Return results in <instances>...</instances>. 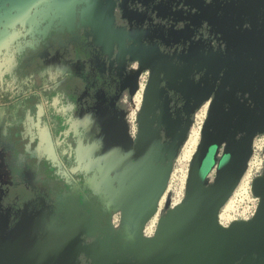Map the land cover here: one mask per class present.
<instances>
[{"label": "flooded vegetation", "instance_id": "obj_1", "mask_svg": "<svg viewBox=\"0 0 264 264\" xmlns=\"http://www.w3.org/2000/svg\"><path fill=\"white\" fill-rule=\"evenodd\" d=\"M113 6L115 0H34L29 16L22 15L14 21L16 10L8 1V23L0 25V144L12 153L13 167L19 173L3 178L4 170L0 168V213L20 209L24 202L36 198L51 206L52 212L58 213L60 209L63 212L64 200L77 195L78 202L73 207L87 215L93 228L81 235L86 243L95 236L115 235L119 230L115 218L120 222V214L113 210L105 191L109 183L113 188L117 186L111 169L106 168L108 175L104 177L107 144L123 137L136 140L144 93L156 80L159 84L154 91L164 86L167 75L163 72L156 78L151 68H145L147 75L140 86L139 62L125 51L138 47L148 52L155 49L137 42L145 11L135 6L121 7V18L128 16L130 21L125 22ZM4 13L0 9V19ZM261 18L263 23L259 27L264 29V16ZM108 22L112 35L123 37L124 49L115 45L106 49L102 45L99 26ZM158 46L157 60L165 55L173 65H179L182 56L205 55L223 44L159 43ZM201 75L197 72L186 77L197 83ZM122 77L129 79L127 91L132 87L134 93L130 96L127 91L121 93L124 132L112 136L108 128L101 131L95 127L99 111L94 91L98 81ZM164 94L172 115L178 109L183 111L184 103L178 95L172 91ZM204 102L208 107L209 101ZM197 103L192 96L187 102V114H182L188 118L189 109ZM148 115L153 118L152 113ZM94 173L100 177V197L93 194L90 186ZM21 189L26 197L19 195ZM85 263L80 254L79 264Z\"/></svg>", "mask_w": 264, "mask_h": 264}, {"label": "water", "instance_id": "obj_2", "mask_svg": "<svg viewBox=\"0 0 264 264\" xmlns=\"http://www.w3.org/2000/svg\"><path fill=\"white\" fill-rule=\"evenodd\" d=\"M8 1L16 10L15 21L16 17L29 16L34 0H0V9L5 12L0 25L8 23ZM110 22L99 26L102 45L124 49L123 37L112 35ZM125 53L138 60L141 70L151 68L156 74L163 68L166 74H180L182 90L198 102L209 101L200 142L188 164L184 196L172 207L171 195L165 200L153 234L145 236L144 226L158 210V200L167 191L172 171L170 160L160 162L165 158L161 152L167 151L170 159L177 151L173 143L162 141L148 115L147 100L159 84L156 80L144 93L136 140L123 137L109 142L105 152L104 170L111 169L117 182L116 188L107 184L105 191L113 210L120 214L119 230L115 235L82 243L84 231L71 221L66 239L70 248L53 264H79L80 254L92 264H264V173L251 181V191L258 197L253 217L235 220L227 227L218 222L219 209L247 167L254 136L264 134V43H225L223 50H209L201 58L206 69L200 71L197 83L187 79L185 71L165 55L159 54L157 60L156 49L129 48ZM184 135L185 131L181 137ZM123 223L135 224L136 232L122 230ZM146 249H152L150 258L144 255ZM141 257L147 261L142 263ZM43 261L35 252L29 264H48Z\"/></svg>", "mask_w": 264, "mask_h": 264}, {"label": "crops", "instance_id": "obj_3", "mask_svg": "<svg viewBox=\"0 0 264 264\" xmlns=\"http://www.w3.org/2000/svg\"><path fill=\"white\" fill-rule=\"evenodd\" d=\"M155 49L160 53L158 48ZM202 56L204 55L198 53L182 56L179 65L175 66L180 70H184L186 76L190 78L193 74V69H196V73L200 72L201 65L205 64L204 59H201ZM180 65H186V68L180 67ZM163 72L164 69L161 68L155 74L156 78H159ZM166 78L164 86L158 87L149 96L148 108L153 116L152 127L156 128L160 135L163 133V142H166V144L173 143V146L178 149L182 139L181 135L188 124V118L182 112L185 115L187 114V102L190 101L192 96L181 89L183 77L180 74L169 71ZM127 80L129 79L124 77L116 81L107 78L106 80L98 81L99 83L94 91L95 106L99 111L95 117V127L101 128V131L103 127L108 128L112 136H118L124 132L123 122L121 121L123 113L120 104L124 100L121 93L125 94L127 91ZM130 90H133L132 87H130ZM166 91H172L181 98L184 103L183 111L178 109L172 115L164 94ZM161 153L165 158L160 162L166 163L171 160V158L167 159V151H162ZM76 154L78 155L79 152L76 151ZM88 181L90 182V180ZM100 184L98 173H94L90 186L93 194L97 197L101 196L102 189ZM77 202V195H72L69 200H64L63 212H60V209L57 213L52 212L51 206L47 205L43 200L36 198L24 202L20 209L7 214L0 213V262L29 264L30 257L35 252L41 255L45 263L60 262L62 255L70 248L66 245V239L68 234L71 233L69 228L71 221L75 220L76 226L80 227L84 233L93 230L89 219L86 217L87 215L82 213L80 209L73 207ZM65 213L68 215L65 216ZM69 214L72 216L69 217ZM122 230L134 234L137 228L135 224L123 223ZM151 253L152 249H146L144 255L150 258ZM84 258L87 262L85 264H92L89 258Z\"/></svg>", "mask_w": 264, "mask_h": 264}, {"label": "rangeland", "instance_id": "obj_4", "mask_svg": "<svg viewBox=\"0 0 264 264\" xmlns=\"http://www.w3.org/2000/svg\"><path fill=\"white\" fill-rule=\"evenodd\" d=\"M134 6L145 11L146 14L141 23L143 30L137 39L139 44L159 48V43H222L223 47H219V49L223 50L225 43H264V29L259 27L263 23L261 15L264 16V0H115L113 10L120 14L121 20L127 22L128 16L127 18H121L120 9L121 7L127 9ZM63 7H65L64 2L62 3ZM117 16V13H115V22L118 21ZM262 40L263 42H260ZM180 67L186 68V65H180ZM205 69L206 67L203 64L199 71ZM193 70V73H196V69ZM194 82L196 83V81ZM127 92L129 96L134 93L133 90ZM238 98L239 95L236 96L237 100ZM123 107L128 110L127 104H124ZM208 109L209 106L207 107L204 101H199L189 109L188 124L184 128L185 135L181 137L176 154L170 160L174 182H177L176 187H178L180 179V190L185 186L183 175L189 164L188 160L180 159L185 139L191 129L199 123H201L202 128ZM236 131L239 134L238 130ZM2 145L1 143L0 146ZM11 156L12 153L6 147L2 146L0 148V168L4 170L3 178H9L12 174L19 175L13 167ZM212 175L213 171L208 173L209 177ZM169 192L170 190L165 191V197L161 205L164 204L165 200H169L171 195ZM178 198L175 197L174 200ZM154 217L155 213L151 217L153 218L152 221H155ZM155 228L156 226L154 230ZM121 241L126 242L125 240ZM140 260L142 263L147 261L145 257H141Z\"/></svg>", "mask_w": 264, "mask_h": 264}, {"label": "built area", "instance_id": "obj_5", "mask_svg": "<svg viewBox=\"0 0 264 264\" xmlns=\"http://www.w3.org/2000/svg\"><path fill=\"white\" fill-rule=\"evenodd\" d=\"M147 75L146 70H141L139 77L141 83L145 80ZM257 173H264V134H256L252 141V152L247 162V167L240 178V181L236 185L235 189L231 193L230 197L227 201L221 206L218 212V222L220 225L227 227L235 220H248L253 217L257 205H258V197L255 196L251 191V181L253 177ZM173 172L171 171L167 191L170 190V206L175 205V197H179L181 199L184 196V186L180 190V179L179 185L176 187L177 182H174ZM173 183V184H172ZM164 205V204H163ZM158 209L155 215V221H152L153 218H150L148 222L145 224L143 233L145 236H151L154 232V227L157 224V221L162 214V207ZM116 226H118L117 217L115 218ZM120 223V222H119ZM116 233V232H115ZM92 236L95 235L94 232L91 233ZM114 235V234H112ZM101 238L99 236H95L94 239L90 242H93L95 239ZM82 243L84 239L81 238ZM88 242V243H90Z\"/></svg>", "mask_w": 264, "mask_h": 264}, {"label": "bare ground", "instance_id": "obj_6", "mask_svg": "<svg viewBox=\"0 0 264 264\" xmlns=\"http://www.w3.org/2000/svg\"><path fill=\"white\" fill-rule=\"evenodd\" d=\"M140 86L142 87L143 84H140ZM139 98V97H138ZM204 110V109H203ZM201 114V113H200ZM204 115V114H203ZM202 115V117H203ZM198 118V117H197ZM202 120V119H201ZM200 127H201V123H199L197 126L193 127L189 133V136L186 140V142L184 143V146L182 148V153L180 155V159L181 160H188L189 162L191 161V159L193 158L195 152H196V149L199 145V142H200V137H199V132H200ZM188 167L185 168V172H184V175H183V184L185 185V181H186V178H187V173H188ZM166 191V190H165ZM165 193V192H164ZM162 194L161 197L159 198L160 202L157 203V209L160 208L163 200H164V197H165V194ZM158 200V201H159ZM175 204H178L180 202L179 199H175ZM158 211V210H157ZM155 215H156V212H155Z\"/></svg>", "mask_w": 264, "mask_h": 264}, {"label": "trees", "instance_id": "obj_7", "mask_svg": "<svg viewBox=\"0 0 264 264\" xmlns=\"http://www.w3.org/2000/svg\"><path fill=\"white\" fill-rule=\"evenodd\" d=\"M13 194H15V193H13ZM19 195L20 196H24V197H26L25 195V190L24 189H21V190H19Z\"/></svg>", "mask_w": 264, "mask_h": 264}]
</instances>
